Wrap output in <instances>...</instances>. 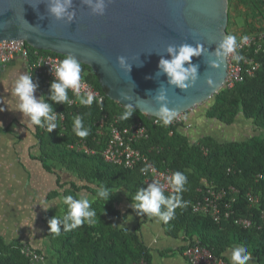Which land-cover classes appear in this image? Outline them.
Wrapping results in <instances>:
<instances>
[{"label": "trees", "instance_id": "16d2710c", "mask_svg": "<svg viewBox=\"0 0 264 264\" xmlns=\"http://www.w3.org/2000/svg\"><path fill=\"white\" fill-rule=\"evenodd\" d=\"M250 2L254 3L256 11L262 10L264 0ZM261 30L264 31V28L253 27L245 31L241 37ZM43 52L58 56L60 60L65 58L63 55ZM252 53L253 49L251 55ZM255 60L260 64V68L254 76L246 77L232 87L224 86L219 90L212 97L211 105L202 113L200 120L193 121L190 117L187 118L194 127V123L200 124L201 121L211 124V120L219 126H230L241 117L245 121H250L254 128L253 134L245 139L223 140L216 139L209 133H202L194 141L184 134L186 130L184 124L153 125L151 117L136 109L129 120H121L119 117L125 106L107 97L102 110H105L110 120L114 116L117 117L120 128L128 127L139 120L148 129L149 138L133 143L132 147L147 153L159 169L169 168L172 174L180 171L187 176L185 185L187 190L180 194L182 201L187 202L186 205L177 207L174 210V218L168 223L162 221L164 227L169 228L168 233H171V230H183L189 244H200L212 254L224 258L226 262L225 253L235 245H243L253 258L258 259L259 264H264V221L260 219V213L257 211L259 205L250 206L243 199L244 195L250 191L259 196V208L264 209V51L255 55ZM81 65V75L104 94L96 74L88 65ZM37 84L40 95L44 96L45 102L51 104V101L47 99L49 85H44L40 80H37ZM70 96L68 91V97ZM52 107L54 112L64 113L65 131L61 132L58 126L49 133L46 129L43 130L37 126L35 136L40 144V156L37 159L48 172H52L53 169L51 167L53 163L50 164V161L58 162L69 170L73 169L87 183H95L97 188L104 185L110 190L112 196L105 201L96 197V188L88 185L77 187L76 190H86L96 197V200L91 202V207L97 214L96 222L91 225L85 223L71 231L62 229L59 235L54 233L52 238L50 235L51 240H54V245H50L54 251L56 264H133L141 257L150 264L151 256L135 232H124L123 229L107 226L108 222L105 221L109 215L120 213L112 207L117 198L115 189H124L129 194L131 203L135 192L141 187H146L140 171L143 168L142 165L137 164L130 169L124 165H113L103 160L100 154L104 148L103 141L100 138L98 144L93 141L96 133L94 123L102 114L101 108L97 105L80 104L71 107L65 103L64 105L52 104ZM76 113L84 117V124L90 129V134L84 139L88 146L96 151L94 155L76 152L67 147L78 139L72 130L73 117ZM42 145L47 147L46 151L41 149ZM150 147H156L157 151L148 152ZM208 184L225 189L229 186L238 188L240 193L233 205L235 215L253 218L257 226L261 227L243 229L236 226L232 220L215 223L207 216L194 214L191 206L201 196L198 188L205 189L204 186ZM163 193L166 197L176 195V193ZM21 247L18 240L5 243L0 237V264H32L22 255ZM35 251L42 255L39 250Z\"/></svg>", "mask_w": 264, "mask_h": 264}, {"label": "water", "instance_id": "95a60500", "mask_svg": "<svg viewBox=\"0 0 264 264\" xmlns=\"http://www.w3.org/2000/svg\"><path fill=\"white\" fill-rule=\"evenodd\" d=\"M227 10L228 0H107L105 14L94 16L83 0H72L69 11L75 15L65 23L48 16L46 0H0V42L24 40L34 49L78 58L96 74L108 99L151 118L159 107L155 96L164 91L178 115L225 86L227 60L215 70L209 62L227 35ZM184 43L205 50L191 59L197 78L186 90L169 85L158 69L161 58L170 59L166 47ZM119 56L132 64L130 77L118 67Z\"/></svg>", "mask_w": 264, "mask_h": 264}, {"label": "clouds", "instance_id": "9594fccd", "mask_svg": "<svg viewBox=\"0 0 264 264\" xmlns=\"http://www.w3.org/2000/svg\"><path fill=\"white\" fill-rule=\"evenodd\" d=\"M83 3L89 8L90 14L94 16H103L105 14L107 0H83ZM71 8L72 0H46V12L55 21L71 22L75 15L74 12L69 11ZM239 39L241 42H246L249 37L245 35ZM238 47L237 36L232 34L223 36L217 44L216 50L211 54L213 59L210 60L209 67L213 70L218 69L230 56L237 63L241 61L243 57L237 53ZM204 51L200 44H197L195 47L187 43L179 46H167L166 52L170 59L161 58L159 60V74L167 77L169 85L182 90L188 89L197 78L198 66L192 64L191 59L200 56ZM116 63L120 69L127 71L129 76L132 64H128L124 56L117 57ZM137 66L142 65L139 64ZM50 73L53 79L49 85L47 99L51 101V104L45 102L43 95L40 97L35 95L38 84L33 82L32 74H18L13 81L11 91V96L15 100V108L12 111L20 113L22 121L25 124L45 128L49 133L57 129L58 125L56 121L60 115L54 112L52 104L64 105L65 103H71L68 97V90L72 89L77 93L80 91L81 61L72 55H66L54 68L50 66ZM207 83L211 84L212 81L208 80ZM155 101L159 107L153 114L156 118L154 123L162 126L170 125L176 118L177 112L167 106L165 92L160 91L155 96ZM92 103L93 96L91 94L80 98L81 105L90 106ZM0 104L5 105V107H0V112H4L6 108L8 109L2 98H0ZM134 110L133 105H125L119 119L129 120L134 114ZM72 130L80 138H86L90 134L89 127H86L84 124V117L79 114L73 117ZM149 167L151 166L146 165L141 168V173L147 174ZM152 171H155L154 167ZM167 182L176 195L166 197L162 191L163 185L157 182L148 183L146 187H141L135 192L130 207L137 216L147 215L149 217H157L160 221L168 223L174 218V210L177 207H184L186 205L187 202L182 201L180 194L187 190L185 187L187 176L183 172L176 171L168 178ZM96 197L108 201L112 196L109 189L104 185H100L96 188ZM96 197H93V199ZM60 199L66 205V211L62 216L55 215L48 220L49 232L59 235L62 229L63 231H71L81 227L85 223L91 225L96 222L97 214L92 209L91 201L87 195L61 196ZM35 205H39L41 210L45 212L52 207L43 197L39 198ZM227 255L230 264H248L252 259L251 253L243 245L231 247Z\"/></svg>", "mask_w": 264, "mask_h": 264}, {"label": "built area", "instance_id": "2783aa9c", "mask_svg": "<svg viewBox=\"0 0 264 264\" xmlns=\"http://www.w3.org/2000/svg\"><path fill=\"white\" fill-rule=\"evenodd\" d=\"M249 39L246 42H238L239 47L237 53L243 57L238 63L235 62L231 56L227 59V79L225 86L232 87L236 82L243 81L246 77H252L259 70L260 64L255 60V55L264 51V31H256L248 35ZM253 53L251 55V51ZM15 57H20L27 66V71L32 74V77L39 79L44 85H50L52 82V75L50 73V66L53 68L61 61L58 56L44 53L41 50L34 49L24 40H4L0 42V66L10 63ZM71 96L68 103L69 106L75 107L80 105V98L86 97L91 94L93 96V103L101 108L105 103V94L96 89L90 82L86 81L84 76L81 75V88L80 91L74 92L72 89L68 90ZM60 114L57 118V125L60 127L61 132L65 131L66 117L64 113ZM76 113L75 115H77ZM153 125H160L154 123L156 118H151ZM118 118L112 117L111 120L105 110L96 119L94 126L96 133L93 141L99 143V138L104 143V148L100 152L101 157L106 163L113 165H124L126 168L132 169L135 165L139 164L142 167L146 165L149 167L147 174L142 173L144 185L148 183L157 182L163 185L162 191L174 193L168 184V178L172 175L169 168L159 169L154 162L149 158L147 153L132 147L133 143H139L148 140V129L138 120L136 123L120 128L118 127ZM185 125V128H191L192 124L187 121L184 114H178L170 125L179 126ZM45 130V128H42ZM76 142L70 143L67 147L76 152H82L88 155L96 154L92 150L84 138L77 137ZM156 150V147H150L149 151ZM155 171H152V168ZM230 171V170H228ZM203 188H198L201 194L200 198L196 200L191 206L194 214L207 216L215 223H220L222 220H232V222L243 229H251L257 226V222L253 218L242 217L235 215L233 205L238 198L240 191L234 186L228 188L218 187L208 184ZM229 196V198H227ZM243 199L247 201L250 206L260 207L259 196L254 195L252 192H247ZM258 207L257 211L260 213V219L264 221V209ZM21 253L32 264L42 263L45 258L39 255L33 248L28 245L21 247ZM183 256L189 264H227L226 261L210 252L206 247L195 244H188L183 249ZM133 264H148L144 257H141Z\"/></svg>", "mask_w": 264, "mask_h": 264}, {"label": "crops", "instance_id": "0c3cea01", "mask_svg": "<svg viewBox=\"0 0 264 264\" xmlns=\"http://www.w3.org/2000/svg\"><path fill=\"white\" fill-rule=\"evenodd\" d=\"M263 8L264 5L261 11H264ZM262 16L264 17V13H262ZM20 73H28L27 66L20 57H15L10 63L0 66V98L4 100L9 109L6 108L4 112H0V176H7L8 178V180L5 178L4 185L2 180H0V194L5 192L4 190L6 189L19 192V190H22L21 187L29 185L35 194L36 200L41 198V195H44L43 198L49 201L52 197L55 198L58 195L60 197L68 195L78 196L84 193L89 197L91 202L95 201L96 199H93L94 196L86 190H76L77 187L84 185L97 188L95 183H87L82 178V180H79L81 183L77 184L72 179H69L67 171L61 173L59 169H54L52 172H48L37 159L40 156V144L35 136L37 126L25 124L22 121L21 114L12 111L15 108V100L11 96L12 84ZM32 79L34 83H37V80H39L34 77ZM35 95L37 97L41 96L40 92H38V87ZM0 107H5V105L0 104ZM194 112L187 116L191 117L193 115L197 117L198 114ZM200 113L202 115L203 112ZM195 117L194 119L196 120ZM244 121L243 118L239 117L234 125L228 127L232 128L234 126L241 131V128H245L243 124L246 123L248 127L254 130L250 121ZM194 124L195 126L197 125L196 123ZM201 124L203 122H200L198 125L200 126ZM200 129L202 128H197L196 134L192 133L193 130L184 131V134L195 141L202 134L199 131ZM250 135L247 134V137ZM22 175H26L27 177H23ZM17 177L20 180L19 187L16 185L15 180H13V178ZM114 192L117 198L113 202L112 207L120 213L119 215L111 214L106 217L107 226L111 225L113 228L123 229L124 232H135L151 256L150 264H189L182 254L183 249L189 244L188 237L183 230H171V233H168L169 228L164 227L163 222L157 217H149L147 215L137 216L130 207L129 194L124 189H115ZM2 196L1 194V198L5 200ZM60 209H63L64 214L66 206L64 208L59 207ZM63 214L59 213L58 216H62ZM0 237L3 238L5 243L13 240L19 241V238L8 237L2 231H0ZM19 243L22 245V241H19ZM40 243V240L36 241L35 239L33 243H27L26 245L34 250H39L42 256L45 257ZM227 253L228 251L225 253V259L230 264ZM52 257L55 261L54 255ZM36 264H45V260L42 263ZM248 264H259L258 259L252 257Z\"/></svg>", "mask_w": 264, "mask_h": 264}, {"label": "rangeland", "instance_id": "374dc122", "mask_svg": "<svg viewBox=\"0 0 264 264\" xmlns=\"http://www.w3.org/2000/svg\"><path fill=\"white\" fill-rule=\"evenodd\" d=\"M250 1L255 2V0H228L227 11L229 20L226 33L228 34V32H230V34L237 36L238 40L245 31H249L253 27H264V17L262 16V13H264V11H256V6L253 2ZM212 101L213 100L211 98L208 101L197 105L193 108L195 112L189 110V113L194 112L198 114L197 117L191 115L190 118L193 121L200 120V112L206 111V109L211 105ZM184 115L186 118L189 119L186 113ZM194 117L196 118V120L194 119ZM193 121L192 123H194ZM210 122L211 124H205L203 122V124H201L200 126L197 124L195 126L196 129L194 127L187 128L185 132L193 130L192 133L196 134L197 128H202L199 130L201 131V133H209L216 139L223 140H241L245 139L247 137V134L252 135L253 133V129L251 127H248V124L246 123L243 124L245 125V128H241L240 131L234 126L230 128L224 125L219 126L213 120H211ZM43 146L44 145L41 146V149L43 151H46L47 147L44 146V148H42ZM51 163H53L51 166L53 167L52 170L59 169L61 173L67 171L66 173H68V176L70 177L69 179H72V181H75L77 184L81 183L79 182V180H82V178L78 176L75 170H69L65 166L60 165L58 162L50 161V164ZM22 176L27 177L26 175ZM5 178L8 180L7 176H0V180H2L3 185ZM13 180H15L16 185L19 187V178H13ZM28 187L29 185L27 187H21L22 190H19V192L9 191V189L4 190L5 192L1 194L3 195L2 197L5 200L1 198L0 194V231H2V233L7 235L8 237H14L15 239L19 238V241H22V245H26L27 243H33V240L35 239L36 241L40 240L41 249L46 257L45 264H56L52 257V255H54V251L51 248L52 245H54V240H51L54 233L49 232L47 222L53 216H58L59 213L63 214V209L59 210V207L64 208V206L66 205L63 204L62 200L60 199V195H58L55 198L52 197L51 200L48 201L52 205V207L47 212L42 211L41 208H39V205H35L38 200H36L33 190ZM82 195L85 194L82 193ZM40 197H44V195H41Z\"/></svg>", "mask_w": 264, "mask_h": 264}]
</instances>
